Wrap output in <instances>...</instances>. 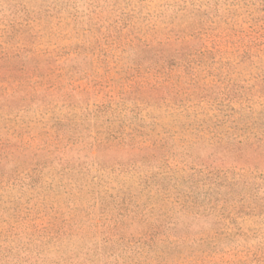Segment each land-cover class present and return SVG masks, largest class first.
<instances>
[{
    "label": "rangeland",
    "instance_id": "rangeland-1",
    "mask_svg": "<svg viewBox=\"0 0 264 264\" xmlns=\"http://www.w3.org/2000/svg\"><path fill=\"white\" fill-rule=\"evenodd\" d=\"M0 264H264V0H0Z\"/></svg>",
    "mask_w": 264,
    "mask_h": 264
}]
</instances>
